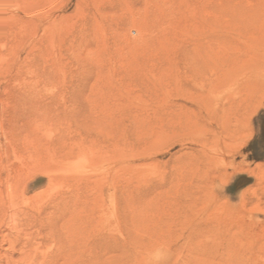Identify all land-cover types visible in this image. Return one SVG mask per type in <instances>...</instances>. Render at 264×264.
Returning <instances> with one entry per match:
<instances>
[{"label": "rangeland", "instance_id": "1", "mask_svg": "<svg viewBox=\"0 0 264 264\" xmlns=\"http://www.w3.org/2000/svg\"><path fill=\"white\" fill-rule=\"evenodd\" d=\"M0 264H264V0H0Z\"/></svg>", "mask_w": 264, "mask_h": 264}]
</instances>
